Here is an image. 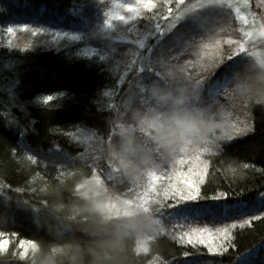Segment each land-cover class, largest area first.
<instances>
[{
	"label": "clouds",
	"instance_id": "obj_1",
	"mask_svg": "<svg viewBox=\"0 0 264 264\" xmlns=\"http://www.w3.org/2000/svg\"><path fill=\"white\" fill-rule=\"evenodd\" d=\"M153 69L124 90L105 117L106 131L93 130L82 154L22 162L27 176L35 175L33 165L44 175L26 182L27 196H0V232L22 212L35 234L28 253L15 254L20 264H138V244L155 247L167 227L158 202L127 189L205 144L222 146L237 110L264 107V40L248 46L212 96L199 83L204 76L189 73L181 60H161ZM57 169L59 176L49 174ZM13 255L0 251V264Z\"/></svg>",
	"mask_w": 264,
	"mask_h": 264
},
{
	"label": "trees",
	"instance_id": "obj_2",
	"mask_svg": "<svg viewBox=\"0 0 264 264\" xmlns=\"http://www.w3.org/2000/svg\"><path fill=\"white\" fill-rule=\"evenodd\" d=\"M1 4L7 6V11L1 9L0 21L15 18L20 24L38 25L53 32L63 30L72 35L87 33L85 30L90 28L91 17L96 12L87 0H0ZM231 18L234 27L233 13ZM130 25L131 22L123 26L126 34ZM137 27L143 29L142 17ZM183 31L181 25H177L167 40H176ZM128 37L126 41L112 40L111 36L92 37L89 41H77L62 49L0 46V180L9 186L7 196L16 193V188L25 187L26 182H34L44 175L36 165H33L34 176L25 174L22 162L27 156L32 153L40 159L44 153L56 148L70 157L82 154L88 143L77 141L74 133L80 131L92 135L93 130L106 131L105 117L124 90L138 74L154 75L153 65L142 64L140 58L159 53V49L148 52V48L156 44L155 39H149L146 47L139 49L130 43L133 39L131 33ZM193 59L194 56L188 53L180 60ZM141 68L146 71L142 72ZM223 74V65L212 73L217 78ZM221 100L227 103L226 97ZM235 113L242 117L240 120L247 121L253 131L222 143V151L216 155L203 156L208 161V173L206 183L201 187L202 194L211 196L226 192L228 196L218 202H191L189 219L215 217L223 220V225L239 224L253 216L261 219L251 220L243 229H234L233 246L222 255L209 253L202 245L178 244L167 230L156 246L150 247L149 253L139 254L138 264L158 261L166 264H236L238 258L248 252L254 254L253 264H264V107L255 105ZM243 164L250 167L239 168L235 175L229 171ZM102 171L100 168L97 174ZM61 172L57 169L49 174L59 176ZM23 194L27 196V193ZM168 203L173 202L169 200ZM209 206L212 212L208 210ZM197 214H201V218ZM164 222L168 227V222ZM4 231L16 232L26 239H33L35 235L22 212L17 213L16 223ZM14 252L15 244L8 248L9 254ZM8 264H18V261L11 258Z\"/></svg>",
	"mask_w": 264,
	"mask_h": 264
},
{
	"label": "snow or ice",
	"instance_id": "obj_3",
	"mask_svg": "<svg viewBox=\"0 0 264 264\" xmlns=\"http://www.w3.org/2000/svg\"><path fill=\"white\" fill-rule=\"evenodd\" d=\"M258 6L264 8V0H258ZM120 9H125L128 15H121ZM248 9L249 0H132L131 3L115 4L106 23L113 20L126 24L131 22L127 33L133 36L130 43L137 45L139 49H144L149 39H155L156 44L148 48V52L153 53L154 49H159V53L141 57L142 64L154 66L161 60L179 61L183 55L191 53L194 59L185 62L187 70L189 73L195 72L204 76L199 83L206 88L208 95L212 96L222 87L220 77L212 75L214 66L215 68L224 66L226 79L229 68L241 61L247 53L248 46L254 41L264 40V22H258L264 21V13L258 17L256 12ZM232 13L240 24L238 28L233 27ZM141 17L144 21L143 29L137 27ZM177 25H181L184 31L176 40L169 42L167 38L173 34ZM8 31L12 32L13 29L9 28ZM233 35L240 38L232 39ZM121 38L128 39V36ZM226 52H230V55H225ZM141 71L146 69L141 68ZM205 73L208 75L205 76ZM252 131L253 128L247 121L234 116L231 132L221 139L223 143L230 142ZM220 151L221 146L215 142L205 144L191 154L177 159L170 168L169 164L165 163L158 170H153L148 174L143 186L127 189L145 202L156 201L161 205L159 215L170 225L169 235L178 244L192 247L204 245L209 253L216 255L226 253L228 248L233 246L234 229L238 227L243 229L245 225H250L251 220L261 219L259 216H253L251 220L239 224H225L215 229L207 226L190 227L187 224L191 215L188 211L192 207L191 202L202 200L218 202L228 196L226 192H218L211 196L203 195L201 192L208 173V161L202 157L205 154L216 155ZM27 159L31 157L27 156ZM249 167L250 165L243 164L230 168L229 171L235 175L238 174L239 168ZM99 170L100 168H97L95 172L98 173ZM8 187L0 180V196L7 197ZM25 187L16 188L14 191L23 193ZM169 200L174 203H168ZM185 228L189 230L185 231ZM33 243L32 239L21 238L16 232H0V251H8L9 246L15 244L14 259L16 253L21 257L25 256ZM137 252L149 253L150 248L141 242L137 246ZM184 255L187 256L188 253L185 252ZM251 256L252 252H249L246 256L238 258L236 264H250L248 257ZM161 264L165 262L161 261Z\"/></svg>",
	"mask_w": 264,
	"mask_h": 264
},
{
	"label": "rangeland",
	"instance_id": "obj_4",
	"mask_svg": "<svg viewBox=\"0 0 264 264\" xmlns=\"http://www.w3.org/2000/svg\"><path fill=\"white\" fill-rule=\"evenodd\" d=\"M90 2V7L93 8V6L96 8L95 16L91 17L92 22L90 28H87L85 31L87 33L85 34H75L72 35L67 31H57L53 32L51 30H48L46 28H42L38 25L32 26L28 23H18L19 21L15 18H10V20L2 19L0 21V46L2 45H10L13 47H19V48H35L37 46H46L56 49H62V47L68 46L72 43H75L77 41H89V39H92V37H112V40H123L126 41L128 39H122L121 37L128 36V33L126 34L123 31V26H126V23L120 22V21H111L109 23H106V20L110 18V15L113 11L114 5L117 3H131L132 0H87ZM1 4L0 5V11H5L7 6ZM84 4L79 6L80 11H82ZM2 9V10H1ZM249 11H254L257 13V16L259 17L262 13H264V8H261L258 6V0H249ZM7 11V10H6ZM119 13L121 15H128L125 9H120ZM233 17L235 19V14L233 13ZM258 22H264L259 21ZM234 28H238L240 26L239 22L235 20ZM116 27H118V30L116 31ZM13 29L12 32H9L8 29ZM117 34V35H116ZM126 34V35H125ZM129 38V37H128ZM232 39H239L240 37L238 35H233L231 37ZM240 114L242 112H239ZM234 116H236V113H234ZM238 116V115H237ZM242 117H240L241 119ZM74 136L77 141H80L81 143H88L89 138L91 134L88 133H82L80 131H77L74 133ZM32 154V153H31ZM30 154V155H31ZM35 156V155H32ZM37 157V156H35ZM43 159H54L56 162H62L64 160L71 159L70 156L65 154L64 152L60 151L58 148L44 153L42 156ZM203 158V157H202ZM187 170L186 168L184 169ZM264 197V195L262 196ZM263 199V198H262ZM261 199V200H262ZM173 202V201H171ZM174 203V202H173ZM237 207V206H236ZM208 209V208H207ZM210 212H212V209L209 206L208 209ZM201 218V214H197ZM219 214L216 215L218 217ZM207 217V216H206ZM204 217V220H198V218H191L190 220L188 218L187 224L190 227H201L207 226L209 228H220L224 225L221 224L224 222L223 220L219 221L218 218H206ZM170 228V225H168L167 230ZM185 231L189 230L188 228L184 229ZM204 246V245H202ZM205 251H208L207 247H205ZM249 253V252H248ZM244 254L242 257L246 256ZM254 254L252 253L251 257H248L250 264H253L254 260ZM156 261V260H155ZM152 262V263H155ZM151 264V263H150ZM155 264H161L160 261H158ZM166 264V263H165Z\"/></svg>",
	"mask_w": 264,
	"mask_h": 264
}]
</instances>
